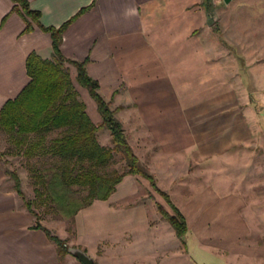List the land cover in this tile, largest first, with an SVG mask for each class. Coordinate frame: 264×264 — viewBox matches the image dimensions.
Listing matches in <instances>:
<instances>
[{"label": "crops", "instance_id": "1", "mask_svg": "<svg viewBox=\"0 0 264 264\" xmlns=\"http://www.w3.org/2000/svg\"><path fill=\"white\" fill-rule=\"evenodd\" d=\"M242 1L264 19V0ZM201 2L207 7L205 0H29L40 17L27 31L13 0H0V108L30 82V53L52 58L45 28L72 19L64 56L86 61L156 181L158 190L144 176L127 175L109 199L77 213L74 234L63 219L42 220L97 264H264V42L185 43L201 27L212 30L200 27ZM210 6L217 9L216 0ZM244 29L239 36L259 32ZM68 66L100 124L96 102ZM12 157L10 164L18 161ZM12 169L26 189L28 171ZM160 191L186 218L183 239L160 211L174 213ZM36 223L0 160V264H83L61 254Z\"/></svg>", "mask_w": 264, "mask_h": 264}, {"label": "trees", "instance_id": "2", "mask_svg": "<svg viewBox=\"0 0 264 264\" xmlns=\"http://www.w3.org/2000/svg\"><path fill=\"white\" fill-rule=\"evenodd\" d=\"M205 1L209 10L211 0ZM13 2L27 21L26 30H30L32 21H39L40 13L31 9L29 0ZM71 21L60 28H45L53 38L52 58L30 53L26 62L30 82L16 98L7 100L0 108V130L8 137L9 152L28 171L32 198L24 191L18 169L9 168L10 161L3 158L6 153H0V160L17 193L36 217V227L55 241L61 254L68 253V240L42 224L43 216L38 209L53 214L54 219L65 220L68 232L74 234L77 213L96 200L109 199L127 175L144 176L158 190L154 177L130 145L117 110L101 95L99 82L89 74L86 61L64 56L62 36ZM68 64L76 67L78 83L96 102L102 118L100 124L90 117ZM102 129L111 132V145L101 144L98 133ZM118 155L124 161L123 169L115 167ZM160 192L174 213L159 205L160 211L183 238L188 232L186 218L168 194Z\"/></svg>", "mask_w": 264, "mask_h": 264}, {"label": "rangeland", "instance_id": "3", "mask_svg": "<svg viewBox=\"0 0 264 264\" xmlns=\"http://www.w3.org/2000/svg\"><path fill=\"white\" fill-rule=\"evenodd\" d=\"M216 2L218 6L217 9L210 8L208 10L206 9L204 3L201 2L200 3L201 7L199 8L200 11L198 10L200 12V17H201L200 27L208 26L212 30L208 32V30H203L201 27L200 31H198L196 35H194L193 37L189 36L190 37L189 41L186 40L185 38L184 40L185 43H189L191 41L194 43H197V41H199L200 44L202 45V44H211L213 43V41L217 43L235 41V43L240 44V42H243L245 40L247 41L252 40V42L255 43L256 42L255 39H258V41L260 42H264V19L260 16L261 14L256 15V13L253 11V9H256V8H253V9L248 8L242 0H231L229 3H226L225 0H216ZM246 12H248L247 14H249V18H246L245 16ZM227 15L231 18L228 19ZM230 26L231 28L235 29L237 33L236 38L234 37L231 38L229 36L227 28H229ZM246 27H249L250 29L257 27L259 28L258 30L259 32L256 34H253V32L249 30L250 33L248 35L242 34L241 36H239L240 28H242L244 33H247L246 29H244ZM231 35H234V34H231ZM239 50H240V46L235 47V50L233 53L234 54L236 53V55H240L241 51L239 52ZM262 56L264 57V54ZM257 57H261V55H259V52H257ZM101 136H103L104 138ZM110 137H111V132L108 129H102L100 131V140L102 142H108L109 140L111 141ZM9 148H10V145L8 142V137L5 134V132L0 130V153H6V155L3 158L8 159V157H12V154L9 152ZM16 164H19V161H17L16 163L9 164L8 166L9 168L12 169V168H15ZM115 167L118 169L124 168V161H122L120 155L117 156ZM24 191L28 198L33 197V191H32V187L30 186V184L29 186H26V189L24 188ZM259 191L264 192V186L259 187ZM38 210L43 216V219H53L54 218L53 214H46L44 212V209H38Z\"/></svg>", "mask_w": 264, "mask_h": 264}, {"label": "water", "instance_id": "4", "mask_svg": "<svg viewBox=\"0 0 264 264\" xmlns=\"http://www.w3.org/2000/svg\"><path fill=\"white\" fill-rule=\"evenodd\" d=\"M231 0H225L226 3H229ZM67 249L70 254L75 256L83 264H95V259L91 257L85 250L77 246H71L67 244Z\"/></svg>", "mask_w": 264, "mask_h": 264}]
</instances>
